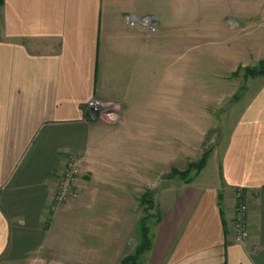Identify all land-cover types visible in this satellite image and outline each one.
Listing matches in <instances>:
<instances>
[{"label":"crops","instance_id":"crops-1","mask_svg":"<svg viewBox=\"0 0 264 264\" xmlns=\"http://www.w3.org/2000/svg\"><path fill=\"white\" fill-rule=\"evenodd\" d=\"M192 1L4 0L0 264H115L127 255L128 240L103 244L100 223L71 220L96 213L88 208L95 192L55 206L61 171L72 154L90 160L96 147L148 149L150 126L143 119L181 117L182 32L160 25L167 2L177 7L176 21L191 20L182 16L191 14ZM126 14L155 15L158 31L130 26ZM171 45L173 52L167 51ZM218 53L231 71L245 60L244 52ZM214 54L196 48L184 61L197 73L198 63L212 62ZM257 57L263 60L264 52ZM213 77V71L205 79L190 74L184 84L195 94ZM255 80L258 90L231 133L221 166L213 165L211 179H199L202 172L191 183L174 181L155 195L162 220L155 224L144 264H264V79ZM95 99L119 102L125 119L142 120L130 121V131H107L88 119ZM108 133L119 141L104 146ZM238 189L249 204L250 234L242 243L232 235Z\"/></svg>","mask_w":264,"mask_h":264},{"label":"rangeland","instance_id":"rangeland-1","mask_svg":"<svg viewBox=\"0 0 264 264\" xmlns=\"http://www.w3.org/2000/svg\"><path fill=\"white\" fill-rule=\"evenodd\" d=\"M176 9L167 2L160 28L182 32L181 117L143 119L148 120L150 126L148 149L96 147L90 160L86 154H72L84 157L83 172L78 176L76 185L80 196L62 204L56 201L55 205L60 209L78 202L84 191L95 192L89 199L92 206L88 208L96 209V213H86L85 218L75 216L71 220L100 223L103 244L105 239L114 245H122L128 240L129 248L124 257L133 254L139 245L137 225L146 213L144 209L151 207V202L140 205L141 197L148 194L154 205L153 211H159L155 208V195L162 188L174 184V181L191 183L202 172L199 179L206 177L207 181L210 180L213 165L221 166L231 133L258 90L259 82L255 79H264V76L246 74L248 69L258 68L264 62L257 57L259 52H264V0H195L187 7L191 14L182 16L191 20L183 21H176ZM173 47L171 45L167 51L173 52ZM196 48L199 53H204L206 49L215 53L212 62L203 58L198 63L197 73L190 69L188 60L184 61ZM218 52H244L245 60L231 71L229 63L223 65ZM210 70L214 74L213 83L210 86L198 85L197 92L190 94V86L184 84L188 83L190 74L193 78L205 79L207 74H211ZM116 104L121 106L119 102ZM90 110L89 121L106 126L107 131L109 128L126 130L130 121L142 120L125 119L121 112L114 122L105 121L99 114L94 118L95 109ZM102 138L104 146L119 141L113 139L110 133ZM163 141L165 145L162 149ZM203 159L205 165L200 169ZM242 196L246 199L244 193ZM95 202L98 204L95 205ZM159 223L156 218L149 222L151 235L154 236L155 224ZM115 262L120 264L121 261ZM102 264L107 263L103 260Z\"/></svg>","mask_w":264,"mask_h":264},{"label":"built area","instance_id":"built-area-1","mask_svg":"<svg viewBox=\"0 0 264 264\" xmlns=\"http://www.w3.org/2000/svg\"><path fill=\"white\" fill-rule=\"evenodd\" d=\"M125 21L132 27L140 26L148 33H155L158 28V18L155 15L135 16L132 14L125 15ZM88 109L94 110L95 116L99 114L100 118L105 121L114 122L121 114V106L112 102H104L101 100H92ZM90 110V111H91ZM83 155H71L67 164L61 171L59 189L56 195V201L59 204L64 203L68 199L78 198L80 191L76 188L78 176L83 172ZM237 206L236 214L234 217L232 232L235 242H245L249 237V221L248 211L249 204L242 196L243 190H237Z\"/></svg>","mask_w":264,"mask_h":264},{"label":"trees","instance_id":"trees-1","mask_svg":"<svg viewBox=\"0 0 264 264\" xmlns=\"http://www.w3.org/2000/svg\"><path fill=\"white\" fill-rule=\"evenodd\" d=\"M4 5V0H0V21H1V8ZM247 75L253 77L264 76V62H261L258 68L248 69ZM205 165V160L203 159L199 168L202 169ZM188 181L187 183H189ZM244 193V190H243ZM148 194L143 195L140 199V205L144 206L145 203L151 202V207L144 209L145 215L139 220L137 225V231L140 236V243L136 247L135 252L131 255L124 257L120 264H144L143 257L152 250L154 236L150 233L149 222L153 219H157V223L162 220V215L159 211H153V203L149 198Z\"/></svg>","mask_w":264,"mask_h":264}]
</instances>
